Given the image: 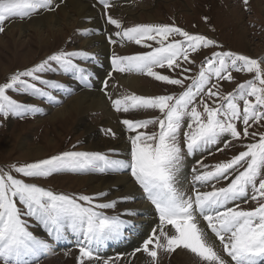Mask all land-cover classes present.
<instances>
[{
	"label": "snow or ice",
	"instance_id": "6c2138e0",
	"mask_svg": "<svg viewBox=\"0 0 264 264\" xmlns=\"http://www.w3.org/2000/svg\"><path fill=\"white\" fill-rule=\"evenodd\" d=\"M99 3L105 9L113 6L109 0H99ZM243 3L248 5L249 0H243ZM58 6V0H0V33L5 31L6 21L31 18ZM107 23L118 29L115 36L121 41L151 49L136 55L114 52L112 71L147 75L167 85L184 88V80L192 78L175 79L155 69L181 68L188 72L190 69L184 68L180 61L195 63L189 58L191 53L202 48H223L213 39L190 34L174 25L125 27L111 15L107 16ZM109 40L113 44L117 42L112 37ZM147 41H153L157 46L153 47ZM94 59L88 52L58 50L37 65L10 75L6 82L0 83V116L6 118L15 114L23 117L27 113L39 112L40 109L32 104L13 99L10 91L55 100L46 89H63L64 85L43 76L59 70L87 82L91 73L76 61ZM233 72L249 74L251 79L238 84L235 91L227 94L219 83H212L213 78L217 82H235ZM103 84L107 89L108 82L105 80ZM203 95L220 103L210 106L201 101V112L194 105L197 97ZM108 98L116 112L155 110L160 115L154 119L126 118L121 121L128 132L136 133L129 137L130 161L113 159L102 152L71 150L38 162L14 165L9 171L0 169V264H40L52 248L46 239L29 230V220L42 224L56 243L73 236L79 249L78 264H86V261L99 264L100 250L107 242L119 240L126 230L136 228L135 224L119 216L109 217L100 211L115 208V202L94 203L96 198L92 196L54 193L34 182L16 178L12 171L25 178L46 179L62 172L124 170L130 171L158 214V224L151 229L150 238L145 239L142 248L136 249L150 258V264H160L161 253L171 254L177 250L192 253L201 264H264V133L249 131L253 125L264 127V61L232 51H219L201 65L191 85L178 97H146L129 93L117 99L110 95ZM185 117L191 120L184 133L187 154L218 145L226 137L240 141L258 136L256 142L244 145L246 150L230 161L218 163L212 170L194 177L195 182L204 185L230 180L227 186L217 188L212 183V190L197 188L194 196H187L178 189L177 172L183 160L178 140ZM238 123H242V129L238 128ZM150 125L157 126L158 131H140ZM106 134L116 136L111 129ZM242 199L254 201L256 206L245 210L238 203ZM201 221L206 222V228L218 239L229 259L217 251L208 232L201 227ZM103 264H110V261L104 260Z\"/></svg>",
	"mask_w": 264,
	"mask_h": 264
},
{
	"label": "rangeland",
	"instance_id": "374dc122",
	"mask_svg": "<svg viewBox=\"0 0 264 264\" xmlns=\"http://www.w3.org/2000/svg\"><path fill=\"white\" fill-rule=\"evenodd\" d=\"M87 1L96 6L95 9L97 10L99 23L104 24L103 29H101L103 33L101 36H104L105 47L108 48V51H106L107 55L105 54L103 57L99 55L100 51L98 52L97 50L98 45L96 43L93 44V41H91L93 33L90 31L89 25L93 24V18H80L76 15L75 10L70 7V4H68L69 0H58L59 6L53 11H44L42 14L33 15L31 18L23 20L13 19L5 22V31L0 33V83L6 82L10 75L18 71L37 65L58 50L84 51L88 52L90 56H94L95 59L76 61L81 67H84L91 73L87 82H81L59 70L43 76L45 79L54 80L64 85L63 89H46L52 93L55 100L10 91L9 94L12 95L13 99H16L19 103L32 104L38 107L40 111L28 113V115L25 114L23 117L15 114H11L6 118L0 116V169L9 171L14 165L20 166L31 162H38L39 160L71 150L102 152L113 159L130 161L129 137L136 133L128 132L121 121L126 118L132 120L154 119L159 117L160 114L155 110L130 111L129 113L116 112L112 107V100L108 98L109 95L112 99L120 98L122 95L129 93L146 97L159 95L178 97L191 85L192 79L198 75L201 65L211 58L215 52L219 51H232L264 61V0H249L248 5H245L243 0H109L113 6L108 9H105L99 3V0ZM129 11L130 13H128ZM47 15H55L53 21L56 19V22H51L53 25L48 24L47 27L43 26L44 28L41 26V32L28 25L30 20ZM108 15L119 19L125 27L140 24L174 25L188 31L190 34L204 35L213 39L219 45H222L223 48H202L196 53H191L189 58L194 59L195 63L189 64L183 60L180 61L184 68L190 69L188 72L182 71L181 68H176L175 70L168 68L155 69L160 74L168 75L175 79L184 80L185 76L192 78L184 80V88L164 84L147 75L114 72L111 66V57L114 52L118 55H136L150 51L151 49L143 45H137L134 42L121 41L120 37L115 36L118 29L107 23ZM19 21L25 25L23 27L25 30L21 28L22 26H16V24H20ZM51 28H53L52 31ZM13 31L16 33L14 34ZM109 37H112L117 42L115 44L111 43ZM175 39L182 38L175 37ZM147 43L152 44L153 47L157 46L153 41H147ZM100 61H102L103 65L98 64L101 63ZM109 76L112 78H109ZM233 76L235 82H228L226 80L217 82L213 78L212 83H219L221 90L227 94L235 91L238 84L245 83L248 79H251L249 74L243 72H233ZM130 77L138 78L139 84L137 89L127 84H120L121 79L126 80ZM105 80L109 86L107 89L104 88L102 82ZM72 84H76L79 88L81 87L82 91L95 90L99 92L105 101L104 110L109 111V114L103 112L104 110L90 108L85 109V112L81 115L72 112L67 117L59 118L58 120L51 119L50 117L53 113L55 114V111L62 109L71 98L80 93L81 90L76 91ZM201 101L208 103L210 106L220 103L219 100L215 98L209 99L206 95L197 97L194 106L201 112L203 111ZM111 113L113 117L110 116ZM189 123H191L190 118L185 117L184 126L181 128L178 140L183 150L182 165L177 172L178 189L187 196H194L195 189L197 188L200 191L212 190V183H215L217 188L227 186L230 180L213 181L204 185L195 182L194 177L204 171L212 170L218 163L230 161L241 151L246 150L244 145L256 142L258 136H250L240 141L231 140V137L223 138L220 144L209 146L190 160V154H187L184 141V133L188 131L187 125ZM238 128H243L242 123H238ZM108 129L116 133L115 138L106 134ZM140 131L150 133L158 131V127L150 125L148 129H141ZM249 131L256 132L257 134L264 133V127L253 125ZM228 141H231V143H228ZM225 143H228L227 147H225ZM33 147L41 148L40 157L27 158V155H29L28 151ZM183 169L184 171H181ZM239 170L242 169H237V171ZM12 174L16 178L25 179L26 182H34L38 186L51 190L54 193L70 196L88 195L96 198L94 203L115 202V208L102 209L100 211L109 217L119 216L120 219L135 224L136 228L133 231L126 230L123 238L119 240L107 242L100 250L99 255L101 256V260L99 264H103L104 260L110 261V264H150V258L145 253L137 251V254H135L134 252L137 248H142L145 239L150 238L151 229L156 228L158 224L153 219L147 221L149 215L143 209L145 207L150 209L152 214L154 213L153 218L155 217L154 219L157 221L158 214L155 212L154 206L147 200L143 189L140 188L131 176L129 170L107 173L62 172L46 179L25 178L14 171H12ZM234 175L235 173H233V178ZM90 177L97 179L96 183H87L86 180ZM111 177L115 179L126 177L131 184L136 186V192L130 195L120 188L105 189L100 192L92 191L94 186L98 185L97 182L100 179H111ZM108 183L110 182L108 181ZM116 192H121V194L116 196ZM238 203L245 210L256 206L254 201L246 199H242ZM201 227L205 228L209 237L211 235L215 238L210 230L206 228V222L201 221ZM29 230L37 237L46 239L52 245V248L41 259L40 264H78L79 249L73 236L69 235L68 240L56 243L48 236L44 226L35 220H29ZM213 242L216 245L217 251L225 259H229L223 252L218 239L215 238ZM137 255H140V258H137ZM177 263L201 264L197 257L186 250H177L171 254H160V264ZM86 264H97V262L86 261Z\"/></svg>",
	"mask_w": 264,
	"mask_h": 264
},
{
	"label": "bare ground",
	"instance_id": "6f19581e",
	"mask_svg": "<svg viewBox=\"0 0 264 264\" xmlns=\"http://www.w3.org/2000/svg\"><path fill=\"white\" fill-rule=\"evenodd\" d=\"M70 4V7L72 9L75 10L76 12V15H78L80 18H93L94 22L93 24H90L89 25V29L91 31V33H93V38L91 41H93V44L96 43L98 45V52L100 51L99 55H101L102 57L107 53L106 51H108V48L105 47V41H104V36H101L102 33V30L103 29V23L100 24L99 23V19L97 17V10L95 9V5L92 3H90L89 1L87 0H69V3ZM134 4V3H133ZM117 7V6H116ZM69 9V8H68ZM95 9V10H94ZM118 9V8H116ZM126 9V8H124ZM128 9V8H127ZM71 11V10H70ZM120 11V10H119ZM134 12V10H132ZM67 12V11H66ZM73 12V11H72ZM123 12V10H122ZM63 13V12H62ZM100 13V12H99ZM130 13V11L128 12ZM69 14V13H68ZM73 14V13H72ZM60 15V14H59ZM55 16V15H54ZM54 16L53 15H47V16H44V17H39V18H34L32 20H30L29 22V26L34 28L35 30L37 29L38 32H41V26H45L47 27L48 24H51V22H56V19L55 21L54 20ZM65 16V15H64ZM68 16V15H67ZM135 16V15H134ZM139 16V15H137ZM151 16V15H150ZM60 17V16H59ZM62 19V18H61ZM64 19V18H63ZM73 19V18H72ZM150 19V18H149ZM66 20V19H65ZM21 21H19L20 23ZM24 23V22H22ZM58 23V22H57ZM53 25V24H51ZM16 26H19L21 28H23L25 25L23 24H16ZM15 26V27H16ZM64 26V25H63ZM20 28V29H21ZM44 28V27H43ZM86 28V27H85ZM84 28V29H85ZM88 28V27H87ZM24 29V28H23ZM33 29V30H34ZM63 29V28H62ZM100 30V33H99V30ZM25 30V29H24ZM44 30V29H43ZM42 30V31H43ZM53 30V28H51V31ZM17 31V30H16ZM104 31V30H103ZM14 34L16 33L15 31H13ZM63 32V31H62ZM60 33V32H59ZM13 34V35H14ZM43 34V33H42ZM53 34V33H52ZM57 34V32H56ZM96 34V35H95ZM91 38V37H90ZM103 38V39H102ZM106 40V39H105ZM107 42V41H106ZM107 55V54H106ZM103 59V58H102ZM101 63H98V64H101L103 65L102 61H100ZM99 69V68H98ZM102 69V68H101ZM100 72V71H99ZM98 72V73H99ZM115 74V73H114ZM98 75V74H97ZM104 76V75H103ZM102 76V77H103ZM119 76V75H118ZM125 76V75H124ZM96 77V76H94ZM112 78V77H111ZM125 79V78H124ZM95 80V79H94ZM116 80V79H115ZM59 81V80H58ZM120 84L123 83L124 85L127 84L128 86L130 87H133L135 89H137L138 87V84H139V80L137 77H130V78H127L126 80H123L121 79L120 80ZM98 82V81H97ZM103 82V81H102ZM99 83V82H98ZM74 86V89H76V91H80L81 90V87L79 88L76 84H72ZM114 86V85H113ZM109 87V86H108ZM144 87V86H143ZM95 88V87H94ZM97 88V87H96ZM142 88V87H141ZM112 89V88H111ZM91 90V89H90ZM149 90V89H148ZM149 92V91H148ZM76 93V92H75ZM74 93V94H75ZM146 94V93H145ZM70 98V97H69ZM27 100V99H26ZM66 100V99H65ZM37 103V102H36ZM67 103V102H66ZM44 105V104H43ZM90 108H94L95 110H104L105 109V101L104 99L102 98L101 94L95 90H91V91H80V93H78L76 96H74L73 98H71L68 102V104H66L62 109L60 110H57L55 111V114L53 113V115L50 117L51 119L53 120H58L59 118H63V117H67L69 114L71 115L72 112L76 113V114H83L85 112V109H90ZM103 112H107L106 110H104ZM109 112V111H108ZM107 112V113H108ZM112 112V111H111ZM113 113V112H112ZM111 113V117H113ZM109 114V113H108ZM28 115V113H27ZM33 115V114H32ZM109 116V115H108ZM39 117V116H38ZM51 121V120H50ZM85 122V121H84ZM107 144V143H106ZM105 144V145H106ZM21 147V146H20ZM124 151V149H123ZM22 152V151H21ZM27 152V151H26ZM200 151L194 153V154H190L189 155V159H193V157H196L198 154H199ZM29 155H27L28 157L27 158H35V157H40L41 155V148L39 147H33L30 151H28ZM129 161V160H128ZM197 167V166H195ZM181 171H184L181 170ZM185 173V172H183ZM190 174V173H189ZM184 177V176H183ZM181 178V177H179ZM184 179V178H183ZM87 183H96L97 179H95L94 177H90L88 178L87 180ZM108 181L110 183H108ZM180 181V180H179ZM98 185L97 186H94L93 188V192H100V191H103L105 189H116V188H120L122 189L125 193H128L131 195V193H135L136 192V186H134L133 184H131L129 182V180L126 178V177H120V178H117L115 179L114 177H111V179H100L99 182H97ZM188 185V184H187ZM93 186V185H92ZM123 192V193H124ZM121 192H116L115 195L118 196L120 195ZM145 204V203H144ZM138 206V205H137ZM142 208V207H141ZM134 209V208H133ZM137 209H139L137 207ZM153 210V209H152ZM143 211L145 213H147L149 216H148V220H151L153 219L156 223L158 222L157 220H155L153 218V214H152V211H150V209H147L146 207L143 209ZM133 219V218H132ZM145 221V220H144ZM151 223V222H149ZM130 237V236H129ZM212 241L215 240V238H213L211 235H210ZM123 238V237H122ZM130 239V238H129ZM124 246V245H123ZM133 249V248H132ZM131 250V249H130ZM135 254H137V251L134 252ZM140 254V253H139ZM184 256V255H183ZM137 258H140V255L138 256L137 255ZM136 258V259H137ZM178 264V263H177Z\"/></svg>",
	"mask_w": 264,
	"mask_h": 264
}]
</instances>
